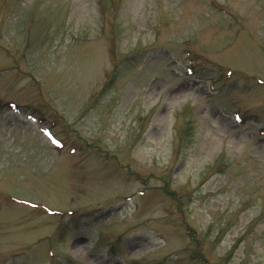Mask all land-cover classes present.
Segmentation results:
<instances>
[{"label":"rangeland","instance_id":"1","mask_svg":"<svg viewBox=\"0 0 264 264\" xmlns=\"http://www.w3.org/2000/svg\"><path fill=\"white\" fill-rule=\"evenodd\" d=\"M0 264H264V0H0Z\"/></svg>","mask_w":264,"mask_h":264}]
</instances>
